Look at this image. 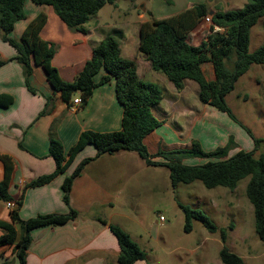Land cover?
Wrapping results in <instances>:
<instances>
[{
	"label": "trees",
	"instance_id": "trees-1",
	"mask_svg": "<svg viewBox=\"0 0 264 264\" xmlns=\"http://www.w3.org/2000/svg\"><path fill=\"white\" fill-rule=\"evenodd\" d=\"M27 0H0V33L3 41L11 45L17 52L16 60L23 68L26 85L30 92L37 93L32 87L30 78L35 68H42L47 81L54 88L55 94L69 107L79 95L82 107L85 108L96 88L115 81L116 97L123 106L122 129L118 132L99 133L84 131L78 142L68 153L57 134L58 120L49 130V153L56 163L53 173L42 175L27 183L23 194L15 202L17 208L11 211L10 222H0L3 230L0 236V248L15 246L21 264L26 263V251L32 243L31 232L45 227L67 224L79 217V213L71 207V190L74 180L84 168L103 155L119 152H135L150 167H165L169 170L173 188L180 184L201 182L207 189L218 187L234 191L239 183L250 177L246 195L254 207L255 229L264 242V154L257 155V149L264 139L254 137L250 129L244 126L227 104L226 97L234 90L236 82L245 75L253 65L264 66V47L250 52L252 28L264 17V0H248L244 8L221 12L213 15L214 25L224 29L208 36L200 45L190 42L191 34L198 29L211 9L205 3L196 4L174 16L153 19L141 24L139 50L145 60L151 63L152 69L165 76L177 90L182 91L187 81L199 85V99L203 104L228 114L252 136L256 143L254 151L240 150L230 156L232 140L226 146L206 152L197 140H192L188 148L165 150L160 149L151 154L145 145V138L159 128L162 122L154 115L153 109L161 104L164 93L154 83L142 80L134 60L123 57L119 41L108 35L95 47L90 60L73 82L64 81L59 70L53 65L57 53L54 43L42 39L41 31L47 23V15L40 14L32 20L20 38L11 37L18 21L26 18L25 3ZM36 5L50 6L59 18L74 31L87 33L84 25L91 16L96 15L107 4L116 0H31ZM9 60H0V68ZM211 63L215 71V80H208L204 66ZM228 64H232L229 68ZM102 70L106 74L97 83L95 76ZM45 108L40 116L50 115L55 111L56 98H46ZM14 98L9 95L0 96V107L8 108ZM97 149L95 158L84 159L68 176L62 186L63 201L70 207L67 214H44L23 220L19 210L23 205L24 192L29 188L41 187L52 182L64 173L74 161L77 154L87 145ZM20 145L21 142H20ZM190 158L209 159L202 165H188ZM4 165V176L0 182V201L11 202L15 199L10 193L15 162L12 157L0 154ZM185 214V230L191 232L195 220L211 232L217 233L218 227L206 213L190 205L179 203ZM104 224L107 220L100 219ZM15 225L22 228L23 234L18 239ZM120 246L119 264H135L147 260V252L133 240L131 235L115 224H109ZM226 240L225 230H221ZM223 264H244L243 258L230 251L226 246L220 252Z\"/></svg>",
	"mask_w": 264,
	"mask_h": 264
},
{
	"label": "crops",
	"instance_id": "crops-1",
	"mask_svg": "<svg viewBox=\"0 0 264 264\" xmlns=\"http://www.w3.org/2000/svg\"><path fill=\"white\" fill-rule=\"evenodd\" d=\"M100 11L94 15L98 21ZM25 14L26 18L16 23L11 37L20 38L32 20L40 14L47 15L41 37L57 46L52 63L66 82H73L78 77L86 62L91 59L95 47L104 37L112 35L104 31L101 24L91 26L90 19L84 25L87 33L71 30L52 7L36 5L31 0L25 3ZM139 19L135 29L138 42L122 43L114 37L120 43L123 57L137 63L139 77L144 81H147L146 78H153L169 93L153 109L162 125L145 138V145L151 154L160 149L188 148L192 140H197L194 135L197 126H206L203 118L214 111H209L210 106L200 101L197 83L187 81L185 88L179 91L166 77L155 72L151 63L143 58L139 50L140 27L149 20L145 19L143 13L139 14ZM16 56V50L3 41L0 33V60H9L0 68V96L9 95L14 98L13 104L8 108L0 107V154L12 157L15 162L10 187L14 201L22 196L27 183L42 175L51 174L56 169V163L49 153V130L55 120H58L57 134L68 158L70 148L78 142L84 131H121L124 112L116 97L114 80L96 88L85 108H69L60 99V94H55L45 71L37 67L30 78L37 93L30 92L22 66L16 60H11ZM203 69L208 80H215L211 63L206 64ZM207 70L209 75L206 74ZM105 74L106 71L102 70L95 76V82L98 83ZM194 93L198 97L193 98ZM49 96L56 98L55 111L50 115L40 116ZM212 131L214 134V129ZM96 154L95 146L87 145L67 170L52 182L27 189L19 210L20 218L27 220L44 214H67L70 207L63 201V183L84 159L95 158ZM159 168L148 166L135 152L106 154L89 163L74 180L71 190V207L79 213V217L64 225L33 230L25 264H119L120 246L109 224L123 228L142 248L144 244L141 240L144 236L148 241L158 240L160 236L157 227L137 218L143 216L144 208L131 201L135 199L134 195H152L158 192L159 188L155 184L160 179L157 174ZM3 176L4 165L0 161V182ZM171 188L169 175L164 189L169 191ZM10 214L11 208L7 202L0 201V222H10ZM100 219L107 220L108 224ZM15 227L20 239L22 228L19 225ZM138 227L142 232L133 230ZM2 234L3 230L0 228V236ZM0 264H21L14 245L0 248ZM135 264L148 262L140 260Z\"/></svg>",
	"mask_w": 264,
	"mask_h": 264
},
{
	"label": "rangeland",
	"instance_id": "rangeland-1",
	"mask_svg": "<svg viewBox=\"0 0 264 264\" xmlns=\"http://www.w3.org/2000/svg\"><path fill=\"white\" fill-rule=\"evenodd\" d=\"M247 2L248 0H116L114 4H107L101 9L99 21L91 16L89 23L91 26L101 24L104 31L111 33L122 43L127 41L128 44H135L139 40L135 29L140 22L141 13L146 20L163 19L200 3L207 4L211 11L227 12L242 9ZM208 29L210 25L194 31L190 42L200 45L208 36ZM261 47H264V17L252 28L249 50L252 53ZM228 66L232 68V64ZM206 74L209 75L208 70ZM146 80L155 83L168 96V91L160 83L153 78ZM192 97L198 96L194 93ZM226 101L254 137L264 139V66L253 65L236 82ZM209 109L214 112L208 111L203 118L207 125L199 124L194 133L204 151L211 152L226 146L230 140L233 142L230 156L240 150L250 152L256 149L254 139L245 128L228 114L211 106ZM261 154H264V143L257 149V155ZM209 161L190 158L185 163L202 165ZM157 174L160 177L155 184L159 188L158 192L152 195H134L136 197L131 201L144 208L143 216L137 218L156 226L159 232L158 240L148 241L145 236L141 240L143 249L148 254L145 260L148 264H223L220 252L225 246L243 258L244 264H264V242L256 233L254 207L246 195L250 177L242 180L234 191L224 187L207 189L201 182L180 184L168 191L164 189V185L170 175L169 170L160 167ZM179 203L202 210L218 227V232L211 233L197 220L193 222L192 231L187 232L185 214ZM162 217L164 222L161 221ZM222 229L226 232L225 241ZM133 230L142 232L139 227Z\"/></svg>",
	"mask_w": 264,
	"mask_h": 264
},
{
	"label": "built area",
	"instance_id": "built-area-1",
	"mask_svg": "<svg viewBox=\"0 0 264 264\" xmlns=\"http://www.w3.org/2000/svg\"><path fill=\"white\" fill-rule=\"evenodd\" d=\"M205 25H210V29L207 30V35L210 36L211 34L217 33V32H223L224 29L214 25L213 23V16L208 14L202 21V23L199 25L198 29H203ZM197 30V29H196ZM206 30V29H205ZM192 35V34H191ZM208 36L205 38L207 39ZM193 44V43H192ZM195 45V44H193ZM83 102L81 97L78 95L74 100L72 107H80L82 106ZM7 205L9 208H11V211L17 208V203L15 201L7 202ZM163 221V217L161 218Z\"/></svg>",
	"mask_w": 264,
	"mask_h": 264
},
{
	"label": "water",
	"instance_id": "water-1",
	"mask_svg": "<svg viewBox=\"0 0 264 264\" xmlns=\"http://www.w3.org/2000/svg\"><path fill=\"white\" fill-rule=\"evenodd\" d=\"M210 14H212V15H213V14H214V12H213V11H210Z\"/></svg>",
	"mask_w": 264,
	"mask_h": 264
}]
</instances>
